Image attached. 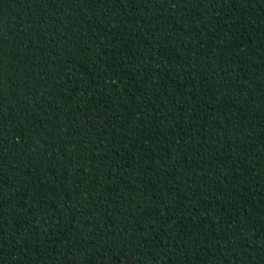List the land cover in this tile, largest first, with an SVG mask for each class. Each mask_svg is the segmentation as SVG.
<instances>
[{
  "label": "trees",
  "instance_id": "16d2710c",
  "mask_svg": "<svg viewBox=\"0 0 264 264\" xmlns=\"http://www.w3.org/2000/svg\"><path fill=\"white\" fill-rule=\"evenodd\" d=\"M0 264H264V0H0Z\"/></svg>",
  "mask_w": 264,
  "mask_h": 264
}]
</instances>
